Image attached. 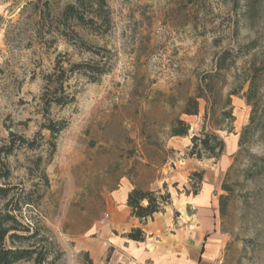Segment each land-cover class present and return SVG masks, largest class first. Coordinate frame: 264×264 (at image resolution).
I'll return each mask as SVG.
<instances>
[{
    "label": "rangeland",
    "instance_id": "1",
    "mask_svg": "<svg viewBox=\"0 0 264 264\" xmlns=\"http://www.w3.org/2000/svg\"><path fill=\"white\" fill-rule=\"evenodd\" d=\"M29 1L0 0V144L9 131L36 144H15L7 157L11 184L30 202L18 215L29 232L19 233L33 234L15 244H36L52 264H85V252L104 264L113 253L104 230L110 240L120 232L107 202L120 205L111 193L127 183L169 192L163 211L172 207L175 220L186 197L205 193L226 238L214 263L264 264V69L249 101L243 81L253 53L264 61L263 12L248 19L246 0H106L109 23L80 30L84 47ZM255 36L258 46L213 80L198 113H183L221 52ZM60 96L67 102L52 101ZM177 118L186 136H171ZM50 120L66 126L52 136ZM203 129L224 140L218 159L189 156Z\"/></svg>",
    "mask_w": 264,
    "mask_h": 264
},
{
    "label": "trees",
    "instance_id": "2",
    "mask_svg": "<svg viewBox=\"0 0 264 264\" xmlns=\"http://www.w3.org/2000/svg\"><path fill=\"white\" fill-rule=\"evenodd\" d=\"M248 12L252 14L247 16L248 19L254 21L258 10L264 14V0H246ZM30 4L41 7L42 12L45 11L47 16L52 18L57 23V31L65 39L78 38L84 47H88L79 31L97 26L108 25L109 9L106 0H31ZM237 5L238 0H234ZM246 11V13H247ZM72 37V38H71ZM259 37L255 36L243 45H238V52H233L231 49H225L218 57L215 69L213 72L206 73L200 79L194 95L187 99V104L183 109V113L192 115L197 114L199 110V99L209 100L207 90L211 89L210 84L215 78L222 75L223 70H227L231 64L235 63L239 55H247L252 53L258 46ZM249 57V56H248ZM246 74L243 81H248V89L245 92L246 98L251 99L257 92L258 82L261 77V71L264 69V61L258 64L253 53L248 58ZM75 67H88V64L75 63ZM98 74L104 73V69L97 68ZM203 82V83H202ZM242 83L239 84L241 88ZM213 89L210 90L213 92ZM237 90L230 94L237 93ZM66 96L53 98L52 101L56 104H64ZM49 105V102H47ZM207 110L204 118H207ZM212 114L215 115L213 112ZM220 116L228 117L230 112L222 110ZM66 122L64 120H50L45 124V128L50 131L52 136H55L63 128ZM189 130V124L180 118H177L170 129L171 136H186ZM9 141H4L0 144V264H17L21 261H32L33 264H52L47 262V252L45 249L36 244H28L27 246L16 245L15 240L28 239L33 234L25 235L19 232H29V228L22 226L18 215L23 204L30 203L19 191L16 185L11 184V169L7 162V157L11 155L15 144L17 146L26 145L35 147L34 140L29 141L24 136L9 131ZM191 146L189 148V156L201 159L203 157L218 159L224 152L225 142L214 131L202 130L199 134H194L190 138ZM52 145L53 142H52ZM201 179V172H193ZM17 189V190H14ZM170 197L169 192L163 194L158 190L142 189L134 186L127 194L126 204L130 208V215L140 220L152 217L155 212L163 210V206L167 204V199ZM224 196H221L223 198ZM221 200V199H220ZM223 203L220 204V211L223 212ZM144 231L139 227L132 228L126 233V237L135 241L144 240ZM10 239L11 245H6V240ZM85 264H94L88 253L85 252Z\"/></svg>",
    "mask_w": 264,
    "mask_h": 264
},
{
    "label": "crops",
    "instance_id": "3",
    "mask_svg": "<svg viewBox=\"0 0 264 264\" xmlns=\"http://www.w3.org/2000/svg\"><path fill=\"white\" fill-rule=\"evenodd\" d=\"M132 185L122 183L120 189L111 194L118 195L120 205L115 200L107 202L110 209L108 225L119 229L114 240L104 230V251L110 246L113 253L104 264H215L226 244L224 234L218 230L215 210L209 197L200 192L186 197L181 208L176 209L180 215L173 216L172 207L155 212L152 217L140 220L130 215L126 204L127 194ZM214 206V201L211 203ZM187 209H191L188 212ZM139 227L144 231V240L128 239L126 233Z\"/></svg>",
    "mask_w": 264,
    "mask_h": 264
},
{
    "label": "built area",
    "instance_id": "4",
    "mask_svg": "<svg viewBox=\"0 0 264 264\" xmlns=\"http://www.w3.org/2000/svg\"><path fill=\"white\" fill-rule=\"evenodd\" d=\"M106 216H108V214H106Z\"/></svg>",
    "mask_w": 264,
    "mask_h": 264
}]
</instances>
